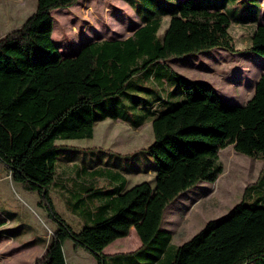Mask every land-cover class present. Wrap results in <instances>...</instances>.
<instances>
[{
  "label": "trees",
  "instance_id": "trees-1",
  "mask_svg": "<svg viewBox=\"0 0 264 264\" xmlns=\"http://www.w3.org/2000/svg\"><path fill=\"white\" fill-rule=\"evenodd\" d=\"M77 1L36 0V10L23 25L0 38V100L11 102L12 108L11 158L0 152V164L13 183L37 195L38 206L54 225L44 256L34 264H66V241L96 264H122V259L127 264H264V199L244 203L258 189L264 191V73L251 98L236 105L224 101L210 84L180 77L167 64L172 58L214 48L232 52L227 12L197 0H124L143 7H136L139 25L129 37L87 39L75 50L60 51L51 39V12ZM164 18L169 19L168 26L160 37ZM246 46L248 53L264 61V24L254 27ZM143 78L160 91L173 88L167 94L171 99L177 92L182 95L179 91L184 98L167 102L155 89L142 87ZM134 92L149 96L140 98ZM138 110L144 112L139 120L125 114ZM105 119L121 120L133 128L150 121L153 142L143 151L155 165L153 192L134 225L140 246L113 255L103 254L74 232L56 213L49 195L58 188L66 210L88 231L116 224L127 214L119 199L126 180L123 170L112 163L92 168L101 160L82 154L75 170L79 181L68 189L56 179L59 163L76 158L72 152L59 159L67 148L57 143L91 139L95 123ZM228 146L262 162L257 181L224 216L208 221L191 239L174 246L162 227L166 208L199 184L214 183L222 174L218 153ZM98 180L113 186L102 187ZM3 224L0 221V228ZM38 242L45 244L42 239Z\"/></svg>",
  "mask_w": 264,
  "mask_h": 264
},
{
  "label": "rangeland",
  "instance_id": "rangeland-1",
  "mask_svg": "<svg viewBox=\"0 0 264 264\" xmlns=\"http://www.w3.org/2000/svg\"><path fill=\"white\" fill-rule=\"evenodd\" d=\"M4 1L0 0V9L3 8L1 2ZM197 1L227 12L230 19L228 33L233 51L214 48L195 56L172 58L168 66L180 77L210 84L224 101L243 105L245 99L251 96L254 83L264 73V61L246 51L251 31L258 24H264V0ZM13 3V7L18 11L15 14L18 20H24L36 10V0H16V7L15 0ZM7 5L10 6V3ZM51 16L54 39L51 38L55 40L57 47L65 52L77 49L80 42L87 39L126 38L139 23L135 12L119 0H79L68 8L53 10ZM167 26L168 18H164L158 31L160 37ZM12 27L17 26L4 25L0 31L7 29L9 31ZM153 69L154 67H150V71ZM234 80L236 82L239 80L241 85L235 86ZM139 84L147 89H155V93L160 97L163 95L160 87L150 80L143 78ZM179 92L182 95L179 96L178 102L184 98L183 92ZM134 94L140 98L149 96L140 92ZM111 103L112 100L106 101L107 105ZM11 110V102L0 100V152L8 159L11 158ZM116 111L121 113L122 108ZM139 112L140 110L135 114L127 112L125 114L130 115L135 121L144 114L142 111ZM152 142L153 133L149 123L134 129L122 122L108 120L95 126L91 139L57 143L67 148L60 152L59 159L72 152L76 157L72 162L59 163L57 180H63L67 176L74 178L76 168L81 165L82 154L87 158L104 161L105 164L112 163L119 170H123L122 175L126 178L127 186L121 202L127 214L118 223L102 229L90 231L84 229L82 221L66 210L58 188L53 187L49 192L56 213L74 232L94 244L103 254L129 253L139 246V239L128 220L140 218L145 201L153 192L155 174L151 171L155 165L151 156L143 151ZM125 155L132 157H119ZM218 163L222 168V174L214 183L199 184L166 209L162 227L171 232V244L174 246L188 241L208 221L224 216L239 203L245 188L257 181L263 167L260 160L236 153L231 146L219 151ZM94 167L102 165L98 162L92 168ZM261 179L264 180V174ZM65 185L68 189L71 188L69 183ZM258 190L255 197L246 198L244 202L246 205L256 204L264 199V191ZM0 221L4 223L0 228V264H34L37 259L44 256L54 225L44 209L38 206L37 195L13 183L2 164H0ZM40 239L45 244H40L38 242ZM63 253L66 264H96L88 253L74 247L71 241L64 243ZM120 263L127 264L125 259ZM108 264L118 262L108 261Z\"/></svg>",
  "mask_w": 264,
  "mask_h": 264
},
{
  "label": "crops",
  "instance_id": "crops-1",
  "mask_svg": "<svg viewBox=\"0 0 264 264\" xmlns=\"http://www.w3.org/2000/svg\"><path fill=\"white\" fill-rule=\"evenodd\" d=\"M119 1H121V2H123L124 4H126L133 12H135V10H136V7L138 6L139 8H142L143 9V7H142V5H140V4H128V3H126L124 0H119ZM173 1H175V0H173ZM14 2V0H5L4 2H1V3H3V8H1L0 9V14L2 15V18L0 19V30L2 29V27H4V25L6 26V25H8V26H10L11 24H14V26H17V27H12V29L11 30H9L8 31V29H7V31H4V30H2V31H0V38L1 37H3L4 35H6L7 33H9V32H11V31H13V30H16V29H18V28H20L22 25H23V23L26 21V19L28 18V17H26L24 20L23 19H17L16 18V16H15V14L16 13H18V11H16L15 10V8L13 7V3ZM167 2H169V0H166V3ZM10 3V6H8L7 4H9ZM166 3H164V4H166ZM163 4V5H164ZM140 5V6H139ZM17 6V3H16V0H15V7ZM2 10V11H1ZM34 13V12H33ZM13 14V15H12ZM10 15H12V16H10ZM135 15H136V13H135ZM136 17H137V15H136ZM169 20V19H168ZM19 21V22H18ZM10 24V25H9ZM139 25V23L138 24H136V26L135 27H137ZM135 27H134V29L132 30V32H131V34L133 33V31L135 30ZM6 30V29H5ZM3 32V33H2ZM53 34H54V26H53V31H52V35H51V37L54 39V37H53ZM129 37V36H128ZM51 38V39H52ZM108 38H120V37H108ZM127 38V37H126ZM104 39H106V38H104ZM121 39H124V38H121ZM53 41V40H52ZM55 41V40H54ZM53 41V42H54ZM55 43V42H54ZM56 46H57V44H56ZM58 48V47H57ZM59 50L60 51H64V50H62V48H59ZM170 61V60H169ZM169 61H167V64L169 63ZM171 68V67H170ZM230 83H232V81H230ZM256 83V82H255ZM255 83H254V85H255ZM233 84L235 85V86H238V85H241V83H240V81L238 80L237 82L234 80L233 81ZM162 85V84H161ZM243 86V85H242ZM174 91V89L173 88H170V87H166V90H165V92L164 91H162V93H163V96H166L165 97V100L167 101V102H174V101H177L178 99H179V93L177 92V94H176V96L174 97V99L172 98H169V96H167V94H169L170 92H173ZM216 91V90H215ZM253 91H254V87H253V90H252V94H253ZM217 92V91H216ZM217 94H219L218 92H217ZM252 94H251V96H252ZM251 96L250 97H248L247 99H245V101L247 102L250 98H251ZM166 102V103H167ZM245 102V103H246ZM244 103V104H245ZM108 120H110V121H112V122H117V121H119V122H122V123H124V124H126V125H128V126H130L129 124H127L126 122H124V121H121V120H112V119H105V120H103V121H99V122H96L95 123V125H94V128H95V126L98 124V123H101V122H104V121H108ZM144 123H149L150 125H151V122L150 121H145ZM143 123V124H144ZM142 124V125H143ZM141 125V126H142ZM131 127V126H130ZM137 128H140V126L139 127H137ZM134 129H136V128H134ZM93 134H94V129H93ZM93 137V136H92ZM104 161H100V163H103ZM102 165V167H104L103 166V164H101ZM96 168V167H95ZM68 177V178H67ZM66 178H63V180H61L64 184H66V183H69L70 184V186H71V184H72V182H74V181H79V179L76 177V176H74V178H71L70 176H67ZM125 180H126V178H125ZM98 184L100 185V186H102V187H108V188H110L111 186H113L112 184H109V182H107V181H105V180H98ZM126 186H127V181H126V185H125V188H124V190H123V192L119 195V199H120V202H121V197H122V194L124 193V191H125V189H126ZM147 200V199H146ZM121 204H122V202H121ZM123 206V205H122ZM145 206H146V201H145V204H144V208H145ZM124 208V207H123ZM168 208V207H167ZM166 208V209H167ZM125 209V208H124ZM126 210V209H125ZM166 211V210H165ZM143 212H144V209H143V211H142V214H141V216H140V218H138V219H135V220H128L129 222H131V224H132V226H133V228H134V225H135V223H138V222H140V220H141V217H142V215H143ZM130 216V215H129ZM167 230V229H166ZM170 234H171V232L169 231V230H167ZM171 239H172V236H171ZM64 246V245H63ZM139 246H140V242H139ZM138 246V247H139ZM136 250V249H135ZM64 254V253H63Z\"/></svg>",
  "mask_w": 264,
  "mask_h": 264
}]
</instances>
